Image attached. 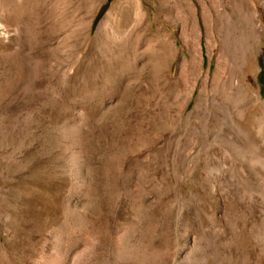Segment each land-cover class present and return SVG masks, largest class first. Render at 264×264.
<instances>
[{
    "label": "rangeland",
    "instance_id": "1",
    "mask_svg": "<svg viewBox=\"0 0 264 264\" xmlns=\"http://www.w3.org/2000/svg\"><path fill=\"white\" fill-rule=\"evenodd\" d=\"M0 264H264V0H0Z\"/></svg>",
    "mask_w": 264,
    "mask_h": 264
}]
</instances>
